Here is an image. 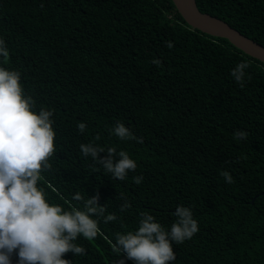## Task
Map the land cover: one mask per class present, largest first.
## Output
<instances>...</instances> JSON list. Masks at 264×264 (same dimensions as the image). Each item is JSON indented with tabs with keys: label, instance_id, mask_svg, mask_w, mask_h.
Returning a JSON list of instances; mask_svg holds the SVG:
<instances>
[{
	"label": "trees",
	"instance_id": "1",
	"mask_svg": "<svg viewBox=\"0 0 264 264\" xmlns=\"http://www.w3.org/2000/svg\"><path fill=\"white\" fill-rule=\"evenodd\" d=\"M196 1L264 46V0ZM0 39V66L20 73L37 110L53 113L54 151L39 181L47 198L82 209L79 192L104 208L94 217L100 233L78 236L85 251L63 258L113 264L110 241L135 229L140 212L167 228L183 205L199 230L173 245L169 264H264L263 62L188 25L172 0H0ZM240 61L243 87L230 74ZM116 121L141 142L113 135ZM87 143L126 151L136 169L112 177L82 155ZM108 214L115 219L105 222Z\"/></svg>",
	"mask_w": 264,
	"mask_h": 264
},
{
	"label": "clouds",
	"instance_id": "2",
	"mask_svg": "<svg viewBox=\"0 0 264 264\" xmlns=\"http://www.w3.org/2000/svg\"><path fill=\"white\" fill-rule=\"evenodd\" d=\"M172 46L168 41L167 47ZM7 55L5 42L0 39V57ZM152 63L159 65L160 61L153 58ZM247 68L248 62L240 61L231 69V76L241 87ZM52 115L51 109L34 107L32 97L24 92L18 71L0 66V264H12L13 252L16 264H71L63 254L85 251L74 243L77 237L93 240L100 233L94 217L102 214L104 208L98 205L97 196L84 199L77 192L73 199L83 200L82 209L66 210L52 203L39 184L41 171L49 167L48 157L54 151ZM85 127L84 122L77 124L81 132ZM111 132L121 140L141 142L120 121L114 123ZM246 135L242 130L233 133L234 138ZM79 148L83 156H90L106 173L120 180L137 167L124 150L105 149L92 143L80 144ZM101 152L106 155L100 157ZM221 175L225 182H232L227 171ZM133 180L140 183L142 177L135 176ZM173 216L175 219L166 228L150 212H140L135 229L118 232L114 242L110 241L118 254L113 264H125V259L135 264H169L176 260L173 245L191 239L199 229L190 207L177 205ZM113 219L112 214L104 216L105 222Z\"/></svg>",
	"mask_w": 264,
	"mask_h": 264
},
{
	"label": "water",
	"instance_id": "3",
	"mask_svg": "<svg viewBox=\"0 0 264 264\" xmlns=\"http://www.w3.org/2000/svg\"><path fill=\"white\" fill-rule=\"evenodd\" d=\"M191 27L206 34L226 38L235 47L264 63V46L231 26L225 20L199 9L196 0H172Z\"/></svg>",
	"mask_w": 264,
	"mask_h": 264
}]
</instances>
